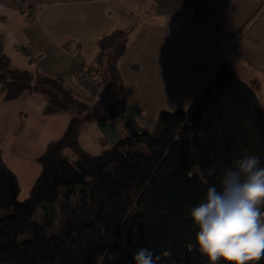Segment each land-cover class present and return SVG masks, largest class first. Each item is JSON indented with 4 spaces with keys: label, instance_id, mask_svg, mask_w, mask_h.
Segmentation results:
<instances>
[{
    "label": "trees",
    "instance_id": "16d2710c",
    "mask_svg": "<svg viewBox=\"0 0 264 264\" xmlns=\"http://www.w3.org/2000/svg\"><path fill=\"white\" fill-rule=\"evenodd\" d=\"M127 34L102 35L93 68L86 73L79 65L74 73L85 89L89 82L101 86L90 103L74 97L59 78L12 67L0 42L5 100L36 93L45 98L44 114L74 111L61 136L37 158L40 173L22 201L0 154V264H134L132 250L144 247L157 255L171 251L160 264H210L196 244L199 228L190 210L204 200L207 187H219L234 159L255 154L264 165V110L222 62L187 110L160 112L151 131L139 127L125 113L129 90L117 69ZM121 115L126 122L114 146L97 154L82 148L83 123ZM36 210L46 224L34 220ZM256 264H264V257Z\"/></svg>",
    "mask_w": 264,
    "mask_h": 264
},
{
    "label": "crops",
    "instance_id": "0c3cea01",
    "mask_svg": "<svg viewBox=\"0 0 264 264\" xmlns=\"http://www.w3.org/2000/svg\"><path fill=\"white\" fill-rule=\"evenodd\" d=\"M114 30L128 32L117 62L129 90L126 114L157 119L163 108L187 110L222 62L264 110V0H0V42L11 65L61 79L84 102L96 93L74 73L79 65L89 71L98 39ZM44 105V97L28 92L7 101L0 86V154L17 179L19 201L40 173L37 158L69 117V111L44 114ZM125 122L121 115L83 123L79 143L96 152L114 146Z\"/></svg>",
    "mask_w": 264,
    "mask_h": 264
},
{
    "label": "clouds",
    "instance_id": "9594fccd",
    "mask_svg": "<svg viewBox=\"0 0 264 264\" xmlns=\"http://www.w3.org/2000/svg\"><path fill=\"white\" fill-rule=\"evenodd\" d=\"M214 166L209 170V175ZM264 165L248 154L222 171L219 187H207L205 198L190 210L199 231L195 241L210 264H256L264 257ZM192 250V245H187ZM169 249L154 254L147 247L132 250L134 264H160Z\"/></svg>",
    "mask_w": 264,
    "mask_h": 264
},
{
    "label": "rangeland",
    "instance_id": "374dc122",
    "mask_svg": "<svg viewBox=\"0 0 264 264\" xmlns=\"http://www.w3.org/2000/svg\"><path fill=\"white\" fill-rule=\"evenodd\" d=\"M12 66V65H11ZM12 67H14V66H12ZM91 84V90H92V92H95L96 93V96L94 97V101L96 100L95 98H97L98 96H99V94H100V92L101 91H103L102 90V88H101V86L100 85H97V84H94L93 82H91L90 83ZM107 84V83H106ZM95 86L96 87V89H95V87L94 88H92V86ZM107 87V88H106ZM106 91H104L105 92V95L107 96V98L108 99H110V97H111V91H110V87L108 86V85H106ZM164 110L163 111H168V112H171V111H169V110H166L165 108H163ZM185 109H187V108H185ZM128 111H130L131 113H133V119L134 120H136V121H140V123H141V125H143V127L144 128H148L150 131L153 129V127H154V124H155V122L156 121H154V120H156L155 118H151L149 115H145V114H141L140 116L139 115H135V112H134V110H130V109H128ZM174 111V110H173ZM73 112L74 111H69V116H71L72 114H73ZM138 117H140V118H138ZM138 119V120H137ZM85 124V123H84ZM84 124H82L81 125V128H83V126H84ZM148 130V131H149ZM82 133V132H81ZM82 135V134H81ZM86 147V146H85ZM87 147H91V148H93L94 149V147L95 146H87ZM87 147H86V150L89 152V153H93V154H96V153H98L99 152V150L96 152L95 150H88L87 149ZM34 220L36 221V222H38V223H40V224H46L47 223V221H46V219H45V217H44V215H43V213L41 212V210H36L35 211V213H34Z\"/></svg>",
    "mask_w": 264,
    "mask_h": 264
},
{
    "label": "built area",
    "instance_id": "2783aa9c",
    "mask_svg": "<svg viewBox=\"0 0 264 264\" xmlns=\"http://www.w3.org/2000/svg\"><path fill=\"white\" fill-rule=\"evenodd\" d=\"M94 87H95V86L93 85L92 88H94ZM95 89H96V87H95Z\"/></svg>",
    "mask_w": 264,
    "mask_h": 264
}]
</instances>
